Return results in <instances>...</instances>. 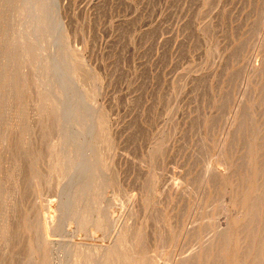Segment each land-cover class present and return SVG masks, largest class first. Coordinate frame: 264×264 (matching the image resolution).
I'll return each mask as SVG.
<instances>
[{"label":"rangeland","instance_id":"obj_1","mask_svg":"<svg viewBox=\"0 0 264 264\" xmlns=\"http://www.w3.org/2000/svg\"><path fill=\"white\" fill-rule=\"evenodd\" d=\"M114 245L264 264V0H0V264Z\"/></svg>","mask_w":264,"mask_h":264},{"label":"bare ground","instance_id":"obj_2","mask_svg":"<svg viewBox=\"0 0 264 264\" xmlns=\"http://www.w3.org/2000/svg\"><path fill=\"white\" fill-rule=\"evenodd\" d=\"M111 233V232H110ZM113 237V236H112ZM115 237V236H114ZM114 240V239H113ZM113 242V241H112ZM117 242H118V240H117ZM112 244V243H111ZM114 244V243H113ZM116 245H117V243H116ZM109 245H107V247H108ZM116 247L117 246H113L112 248H110V254H112V256L110 257L109 255H106V258L104 259V261L101 263V264H113L114 262H117L118 261V259L117 258H121V256H123V254L121 253V252H119L117 249H116ZM223 258H224V260L226 261V254H225V252H224V254H223Z\"/></svg>","mask_w":264,"mask_h":264}]
</instances>
